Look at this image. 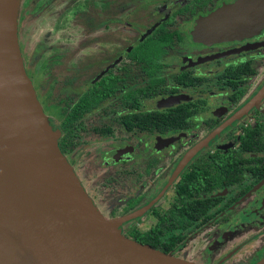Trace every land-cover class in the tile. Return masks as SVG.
Listing matches in <instances>:
<instances>
[{"label": "flooded vegetation", "instance_id": "af4514ba", "mask_svg": "<svg viewBox=\"0 0 264 264\" xmlns=\"http://www.w3.org/2000/svg\"><path fill=\"white\" fill-rule=\"evenodd\" d=\"M37 1L22 63L97 210L185 261L264 264V27L211 38L236 0Z\"/></svg>", "mask_w": 264, "mask_h": 264}, {"label": "water", "instance_id": "95a60500", "mask_svg": "<svg viewBox=\"0 0 264 264\" xmlns=\"http://www.w3.org/2000/svg\"><path fill=\"white\" fill-rule=\"evenodd\" d=\"M18 3L0 0V264H195L122 235V218H105L79 186L23 69ZM212 20L211 38L253 34L264 0H236Z\"/></svg>", "mask_w": 264, "mask_h": 264}, {"label": "rangeland", "instance_id": "374dc122", "mask_svg": "<svg viewBox=\"0 0 264 264\" xmlns=\"http://www.w3.org/2000/svg\"><path fill=\"white\" fill-rule=\"evenodd\" d=\"M14 1H16V2H19L18 3V8L20 7V4H21V0H14ZM43 2H47V0H38L36 3H35V5H34V7L32 8V11H37L38 9H39V6H38V4H40V3H43ZM16 22H17V29H18V16L16 17ZM42 28L43 27H41V30H42ZM55 32V29H53L52 31H51V33H54ZM40 33V28H35L33 31H32V35H31V38H32V36H33V38L36 36V35H38ZM18 37H19V35H18ZM19 39V38H18ZM19 42V41H18ZM22 65H23V63H22ZM23 69H24V71H25V68H24V66H23ZM25 73H26V71H25ZM27 74V73H26ZM36 74V73H35ZM27 77H28V75H27ZM30 80V79H29ZM30 83H31V86H32V88L34 87L35 88V85L30 81ZM37 99V98H36ZM38 101V100H37ZM39 103V102H38ZM40 105V104H39ZM41 107V106H40ZM42 110V109H41ZM43 112V111H42ZM44 114V113H43ZM44 117H45V119H46V121H47V123H48V125H49V127H50V129L53 131V132H56V130L53 128V126H52V124L47 120V117H46V115L44 114ZM71 168V167H70ZM76 177V176H75ZM77 182H78V184H79V186L82 188V186H81V184H80V182L78 181V179H77ZM134 218H122V219H120L119 221H118V223H117V228H118V230L120 229V226H121V224H122V222H128L129 220L131 221V220H133ZM208 259L209 260H211L212 259V255H209L208 256Z\"/></svg>", "mask_w": 264, "mask_h": 264}, {"label": "trees", "instance_id": "16d2710c", "mask_svg": "<svg viewBox=\"0 0 264 264\" xmlns=\"http://www.w3.org/2000/svg\"><path fill=\"white\" fill-rule=\"evenodd\" d=\"M18 15H19V9H18ZM17 35H18V29H17ZM61 153V152H60ZM62 154V153H61ZM63 156V155H62ZM64 157V156H63ZM65 158V157H64ZM67 161V160H66ZM85 192V191H84ZM87 195V194H86ZM90 199V198H89ZM91 200V199H90ZM92 202V201H91ZM94 205V204H93ZM134 240H136V241H138L139 243H145L146 244V242L147 241H143V240H139V239H137V238H134Z\"/></svg>", "mask_w": 264, "mask_h": 264}, {"label": "bare ground", "instance_id": "6f19581e", "mask_svg": "<svg viewBox=\"0 0 264 264\" xmlns=\"http://www.w3.org/2000/svg\"><path fill=\"white\" fill-rule=\"evenodd\" d=\"M1 57L3 58V55Z\"/></svg>", "mask_w": 264, "mask_h": 264}]
</instances>
